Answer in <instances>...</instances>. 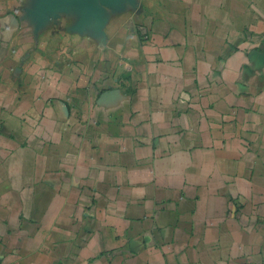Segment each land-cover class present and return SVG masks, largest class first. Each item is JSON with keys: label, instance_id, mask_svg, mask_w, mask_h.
Returning a JSON list of instances; mask_svg holds the SVG:
<instances>
[{"label": "crops", "instance_id": "obj_1", "mask_svg": "<svg viewBox=\"0 0 264 264\" xmlns=\"http://www.w3.org/2000/svg\"><path fill=\"white\" fill-rule=\"evenodd\" d=\"M0 264H264V0H0Z\"/></svg>", "mask_w": 264, "mask_h": 264}]
</instances>
